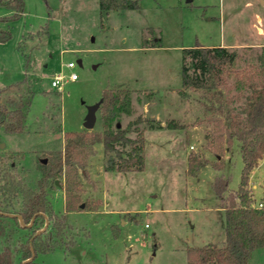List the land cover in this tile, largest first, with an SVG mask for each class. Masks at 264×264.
I'll return each mask as SVG.
<instances>
[{
	"label": "rangeland",
	"instance_id": "374dc122",
	"mask_svg": "<svg viewBox=\"0 0 264 264\" xmlns=\"http://www.w3.org/2000/svg\"><path fill=\"white\" fill-rule=\"evenodd\" d=\"M25 2L21 17L0 23L12 31L10 39L0 41V87L27 79L32 101L22 132L0 129V160L16 161L17 172L37 188L41 160L61 149L65 131L86 128L84 117L105 88L124 87L132 94V113H121L114 125L124 127L139 114L152 119L139 125L146 137L144 169L107 171L103 145L97 143L87 157L88 173L80 174L88 191L81 193L85 205L66 211L61 191L50 196L70 224L65 241H76L39 253L37 260L187 264L189 246L223 242L224 199L216 195L213 181L223 172L229 186L238 187L240 143L234 141L225 151L222 171L208 163L195 175L188 173L191 151L213 162L219 144L207 90L180 92L184 48L226 45L242 51L264 46V0H140V8L108 11L101 9L100 0ZM12 12L0 5V16ZM152 37L161 38L162 44L146 46L145 39ZM70 59L77 62L79 78L53 87L56 72H71L66 66ZM224 90L236 96L233 77ZM96 116L90 129L103 130L99 108ZM172 122L178 126L170 127ZM58 181L51 189L65 187L64 173ZM263 184L264 157L251 172L256 204L263 200ZM250 264H264V246L254 249Z\"/></svg>",
	"mask_w": 264,
	"mask_h": 264
},
{
	"label": "trees",
	"instance_id": "16d2710c",
	"mask_svg": "<svg viewBox=\"0 0 264 264\" xmlns=\"http://www.w3.org/2000/svg\"><path fill=\"white\" fill-rule=\"evenodd\" d=\"M0 5L13 10L11 14L0 16L1 23L21 17L26 2L0 0ZM100 7L107 11L140 8L141 3L140 0H100ZM11 37V29L0 25V41ZM145 43L146 46H159L162 40L146 38ZM229 77L234 78L236 96H229L224 90ZM182 78V94H187V88L207 90L210 108L216 112L211 119L213 135L219 144L216 147L218 159L213 162L207 156L191 151L188 173L195 175L208 163L222 171L225 151H229L236 140L240 143L243 159L237 188L229 186V177L223 172L213 181L216 195L224 199L223 242L189 246L187 264H250L254 249L264 246V184L263 200L259 201L263 206L255 203L250 185L251 172L264 157V46L249 45L242 51L226 45L186 47ZM26 84L27 79L0 87V129L7 132L24 130L25 109L32 101V90L25 89ZM132 111L130 89L105 88L99 105L103 130L65 131L64 148L50 151L41 160L42 175L37 188L17 172L16 161L0 160V264H46L37 260L39 253L53 251L64 244L68 248L75 243V237L65 241V230L70 224L65 212L55 210L50 191L64 173L65 209L81 207L83 182L80 174L88 173L87 157L93 154L95 144L103 145L106 170L128 172L145 168L146 137L144 128L139 125L152 119L139 114L124 127L118 123L114 125L121 113L131 114ZM177 126L176 122L170 123V127ZM83 153L84 157L81 156ZM17 202L19 206H16ZM17 214H21L23 220ZM33 250L36 254L28 260Z\"/></svg>",
	"mask_w": 264,
	"mask_h": 264
},
{
	"label": "built area",
	"instance_id": "2783aa9c",
	"mask_svg": "<svg viewBox=\"0 0 264 264\" xmlns=\"http://www.w3.org/2000/svg\"><path fill=\"white\" fill-rule=\"evenodd\" d=\"M67 68H69L71 70V72L69 73V75H66L63 70L56 72L53 75L51 84L53 87H56L58 89L62 88L63 85L69 80H75L79 78V74L78 72L75 71V67L77 66V62L73 59H70L67 63H66ZM192 148H194L193 145H191ZM259 206H263L262 202H259Z\"/></svg>",
	"mask_w": 264,
	"mask_h": 264
},
{
	"label": "water",
	"instance_id": "95a60500",
	"mask_svg": "<svg viewBox=\"0 0 264 264\" xmlns=\"http://www.w3.org/2000/svg\"><path fill=\"white\" fill-rule=\"evenodd\" d=\"M99 105H100V102H98L97 104H94V105H92V106L90 107L89 113H88V115H87V117H86V120H85V123H84V125H85L86 128L90 129V128H93V127H94L95 122H96V119H97L96 111H97V109L99 108ZM119 126H120V124H119ZM44 160L46 161L47 159L45 158ZM17 215H18V217H19L21 220H23V217H22L21 214H17ZM47 224H48V221H47ZM45 227H46V226H45ZM45 227H44V228H45ZM41 231H42V229L39 230L38 232H41ZM35 254H36V253H35V251L33 250V255H32V257L28 258V260L33 259L34 256H35ZM22 264H24V263H22Z\"/></svg>",
	"mask_w": 264,
	"mask_h": 264
},
{
	"label": "crops",
	"instance_id": "0c3cea01",
	"mask_svg": "<svg viewBox=\"0 0 264 264\" xmlns=\"http://www.w3.org/2000/svg\"><path fill=\"white\" fill-rule=\"evenodd\" d=\"M79 61H81V59H79ZM101 101V100H100ZM99 101V102H100ZM97 111H98V109H97ZM97 111H96V114H97ZM86 117L87 116H85L84 117V120H86ZM98 118V117H97ZM64 143H65V138H64ZM64 143H63V146L61 147V149H63L64 148ZM53 149V148H52ZM105 169V168H104ZM107 171H113V170H107ZM115 172H117V171H115ZM25 179H26V177H24ZM26 180H28V179H26ZM28 182V181H27ZM56 184H58V185H60V182L57 180L56 181ZM57 191H61L62 193H63V195H64V198L66 197V189H65V187H63V186H58V188H56V189H51V191H50V196L52 197L53 196V193L54 192H56L57 193ZM88 191H87V187H86V185H84L83 184V190H82V194L84 195V194H86ZM92 193V192H91ZM95 198V200H97V198H99V197H94ZM101 199V198H100ZM260 201H262V200H260ZM102 204H104V203H102ZM101 204V205H102ZM85 205V202H83L82 204H81V206H84ZM221 208L222 209H224L225 210V207L224 206H221ZM125 211V210H124ZM121 212V211H120ZM131 212V211H130ZM123 220V219H122ZM123 222H126V220L124 221L123 220Z\"/></svg>",
	"mask_w": 264,
	"mask_h": 264
}]
</instances>
